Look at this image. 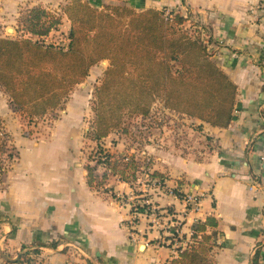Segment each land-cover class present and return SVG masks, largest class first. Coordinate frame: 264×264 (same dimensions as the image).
I'll use <instances>...</instances> for the list:
<instances>
[{"label":"crops","instance_id":"0c3cea01","mask_svg":"<svg viewBox=\"0 0 264 264\" xmlns=\"http://www.w3.org/2000/svg\"><path fill=\"white\" fill-rule=\"evenodd\" d=\"M72 1L0 0V38L30 37L20 23L23 11L43 8L62 17L47 40L63 28L67 45L71 23L63 9ZM82 1L97 8L119 5L194 15L189 25L195 21L212 38L213 59L237 86L233 120L214 127L182 114L197 144L208 140L203 152L185 146V158L160 146L162 138L140 148L125 146L117 134L100 142L115 159L136 160V178L147 159L150 172L163 175L153 179L164 184L163 190L152 188L162 194L155 203L151 200L155 214L139 215L127 201L135 188L131 180L109 176L98 191L89 187L82 155L90 130L85 128V136L79 129L82 99L75 97L71 104L69 99L61 110H66L65 119L48 141L15 138L19 160L0 186V264L7 259L21 264L20 258L35 250L40 251L36 264H171L201 241L199 233L193 238L194 226L208 218L217 222L216 228H207L209 235L216 232L212 256L217 264H264V0ZM104 173L95 171L99 181ZM176 191L200 196L199 208Z\"/></svg>","mask_w":264,"mask_h":264},{"label":"trees","instance_id":"16d2710c","mask_svg":"<svg viewBox=\"0 0 264 264\" xmlns=\"http://www.w3.org/2000/svg\"><path fill=\"white\" fill-rule=\"evenodd\" d=\"M63 12L71 23L67 45L47 40L61 25L62 17L43 8L27 10L24 21L20 18L30 37L0 38V88L32 124L63 110L91 69L109 61L95 88L96 119L88 132L98 144L91 154L95 166L85 167L91 189L98 191L109 176L129 182L140 170L136 160L115 159L100 144L111 134L128 133L123 124L128 112L129 116L148 118L159 100L169 111L214 127H227L233 120L237 86L213 59L209 49L212 38L206 41L205 33L197 38L188 35L191 31L185 25L189 17L166 9L97 8L82 0H73ZM8 137L0 117V182L19 159L10 151ZM99 167L105 169L102 181L95 175ZM151 178L164 177L154 172ZM208 227H217L214 218L194 226L193 238L198 239L199 233L201 241L182 250L171 264H217L212 256L216 232L207 234ZM39 254L37 250L27 252L18 262L36 264ZM258 255L259 251L256 259Z\"/></svg>","mask_w":264,"mask_h":264},{"label":"rangeland","instance_id":"374dc122","mask_svg":"<svg viewBox=\"0 0 264 264\" xmlns=\"http://www.w3.org/2000/svg\"><path fill=\"white\" fill-rule=\"evenodd\" d=\"M71 3H73V1L67 4L66 6L70 5ZM26 11H23L21 22L24 21V19L27 16L25 13ZM183 14H185V12ZM189 17L191 19V17H194V15L192 16L190 15ZM191 22H192L191 24L193 25H189V23L185 25L186 28L189 31H191L190 34L188 35L192 36L193 38H197L199 33L204 35L203 28L199 29L200 26H197L199 25L198 23H196L193 20ZM185 26L183 30L185 31V33H188L187 32L188 30L185 29ZM62 30L63 28H61V31ZM61 31L54 32L50 41L56 44L62 43V39H63L62 36H64L63 35L64 31L63 33ZM204 38L206 41L208 40L206 35L204 36ZM108 67H109V61H104L99 65L95 66V68L93 69L90 75V78L88 79V82H86L84 85H80L76 87L72 93V95L74 96L69 100L71 104V99L74 100L75 97L76 99L77 98L82 99V103L80 104L81 109L79 111L80 112L79 114H81V116L83 117V121L81 122L79 129L83 132L85 136L88 130H90V128H92V126L94 125V121L96 119L95 88L100 84L103 78L104 71ZM10 105L11 103L9 97L0 88V117L3 126L6 130V133L9 136L7 140L10 146V151L14 155L20 154L17 147H15L16 137H21V136L27 137L38 142L48 141L51 138V133L53 132V130H55L58 127L57 125L59 124V121L65 119L64 115L66 114L65 112L66 110L57 111L54 114L50 115L47 119H40L32 124H29L21 115V113L18 110H15V107L13 106L11 107ZM75 113L76 112H74V114ZM126 114L124 115L123 124L125 128H127L128 133L124 134L122 131H120L116 134L119 135L120 140H124L123 141L124 145L129 148L135 147L136 144L137 145L151 144L152 141L150 140L155 141V139L157 138L159 140L161 138L163 139L162 141L163 143H159L160 146H164L165 148H167L166 150L169 151L170 150L173 152L179 151L176 152V155L178 154V156H182L184 158H185V150H186L185 146H188V148H192L191 151H195V152H199V151L203 152L202 148L203 147L207 148L206 142L208 140L207 141L204 140L203 143L200 142L201 145H198L197 144L198 137L195 136L190 129L189 130L185 129V126L186 128L192 126L185 123V116H183L182 113H176L164 109L163 103L159 102V100L156 101L152 106L151 115L148 118H142L132 114L131 116H129L130 112ZM63 126H65V124H63L61 128H63ZM85 128H87L88 130L85 131ZM83 142H86V144L84 143L83 145L85 147V150H83V155H82V158H84L83 162H85V165L87 164V165L95 166V164H93L94 161L91 158L92 157L91 152H93V154L95 153L94 150L92 151V149L95 148L97 150V145L95 144V142L90 141V138L88 140L85 139V141L83 140ZM137 148H140V146L138 145ZM97 169L103 170L104 168L99 167ZM137 177L138 178H133V177L129 178L132 182L135 183L133 196L131 197L139 196V198H136V201L140 200L143 203V201L146 200H149L151 202V200L153 199L154 202V198L156 197L157 194L162 195L161 193H159L160 191H155L154 189L150 188L151 186L149 185H152L153 182L151 177H148L145 174L143 175L139 174V176ZM5 179L6 176H3L0 182V186L3 185ZM100 191L104 192L103 190ZM175 194L185 197V193H179L176 191ZM154 203H151L150 205L152 209L154 207ZM157 211L158 210H156V212ZM35 257L36 260H38L37 259L38 257L37 256ZM6 262L7 264L14 263L12 261H9L8 259Z\"/></svg>","mask_w":264,"mask_h":264},{"label":"built area","instance_id":"2783aa9c","mask_svg":"<svg viewBox=\"0 0 264 264\" xmlns=\"http://www.w3.org/2000/svg\"><path fill=\"white\" fill-rule=\"evenodd\" d=\"M130 160H133V159L131 157H128V156L125 157V161L128 162ZM149 162H150V159H147V162L145 163V165L142 166L144 169H141V171H142V175L145 174L146 176L151 177L152 173L150 172V169H148L149 167L146 166V164L149 163ZM149 186H151L150 188H156L157 187L159 190H163L164 189L163 188L164 187L163 182H161L159 180L157 182H155L153 180L152 185H149ZM104 190H106V189H104ZM175 195L179 196L178 194H175ZM179 197L184 202H186L188 205L193 206L195 209L196 208L198 209L199 206H200V196H196V195H193V194H185V197H183V196H179ZM135 200L136 199L134 197H128V199H127L128 204H130L132 206V210L135 211V213H137L139 215L155 214V209H152L150 207L151 202L149 200H146L143 203H136V204L134 203ZM134 221H133V224H131V225H135ZM177 227H179V225H177ZM178 233H179V230L177 228L175 234H178Z\"/></svg>","mask_w":264,"mask_h":264},{"label":"water","instance_id":"95a60500","mask_svg":"<svg viewBox=\"0 0 264 264\" xmlns=\"http://www.w3.org/2000/svg\"><path fill=\"white\" fill-rule=\"evenodd\" d=\"M13 33V29H9V34L11 35Z\"/></svg>","mask_w":264,"mask_h":264}]
</instances>
